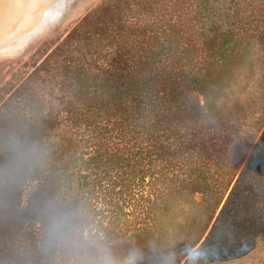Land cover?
I'll use <instances>...</instances> for the list:
<instances>
[{"label": "trees", "instance_id": "obj_1", "mask_svg": "<svg viewBox=\"0 0 264 264\" xmlns=\"http://www.w3.org/2000/svg\"><path fill=\"white\" fill-rule=\"evenodd\" d=\"M144 4L105 100L8 155L0 264H264V0Z\"/></svg>", "mask_w": 264, "mask_h": 264}, {"label": "rangeland", "instance_id": "obj_2", "mask_svg": "<svg viewBox=\"0 0 264 264\" xmlns=\"http://www.w3.org/2000/svg\"><path fill=\"white\" fill-rule=\"evenodd\" d=\"M148 7L144 0H0V172L12 166V152L42 146L44 125L63 120L66 107L105 100L99 95L126 72L120 54ZM187 189L178 206L207 221L201 194ZM126 211L134 219L139 207ZM62 245L58 259L70 251Z\"/></svg>", "mask_w": 264, "mask_h": 264}, {"label": "snow or ice", "instance_id": "obj_3", "mask_svg": "<svg viewBox=\"0 0 264 264\" xmlns=\"http://www.w3.org/2000/svg\"><path fill=\"white\" fill-rule=\"evenodd\" d=\"M209 252H210V254H211L212 250L210 249Z\"/></svg>", "mask_w": 264, "mask_h": 264}]
</instances>
